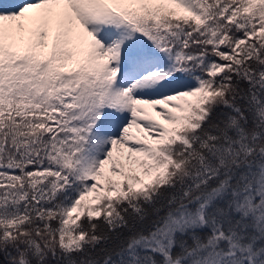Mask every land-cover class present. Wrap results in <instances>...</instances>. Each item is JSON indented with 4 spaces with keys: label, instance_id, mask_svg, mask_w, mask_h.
Wrapping results in <instances>:
<instances>
[{
    "label": "snow or ice",
    "instance_id": "1",
    "mask_svg": "<svg viewBox=\"0 0 264 264\" xmlns=\"http://www.w3.org/2000/svg\"><path fill=\"white\" fill-rule=\"evenodd\" d=\"M0 264H264V0H0Z\"/></svg>",
    "mask_w": 264,
    "mask_h": 264
},
{
    "label": "rangeland",
    "instance_id": "2",
    "mask_svg": "<svg viewBox=\"0 0 264 264\" xmlns=\"http://www.w3.org/2000/svg\"><path fill=\"white\" fill-rule=\"evenodd\" d=\"M150 110H151V109H150ZM153 114H155V113L153 112ZM131 131L135 132V131H136V129H132Z\"/></svg>",
    "mask_w": 264,
    "mask_h": 264
}]
</instances>
